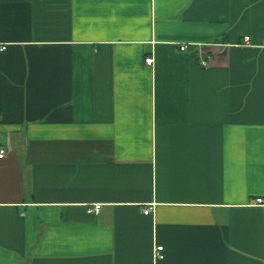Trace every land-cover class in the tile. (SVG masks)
Here are the masks:
<instances>
[{
  "label": "crops",
  "instance_id": "1",
  "mask_svg": "<svg viewBox=\"0 0 264 264\" xmlns=\"http://www.w3.org/2000/svg\"><path fill=\"white\" fill-rule=\"evenodd\" d=\"M0 146V264H264V0H0Z\"/></svg>",
  "mask_w": 264,
  "mask_h": 264
},
{
  "label": "built area",
  "instance_id": "2",
  "mask_svg": "<svg viewBox=\"0 0 264 264\" xmlns=\"http://www.w3.org/2000/svg\"><path fill=\"white\" fill-rule=\"evenodd\" d=\"M249 39H250L249 36H245V41L246 42H249ZM186 47L187 46L185 44H183V45L180 46V49L184 50V49H186ZM1 48L2 49L5 48V45H2ZM154 62H155V58H154L153 55H148L145 58V63L147 65L152 66V65H154ZM6 154H7V148H5L4 146H0V158L5 157ZM255 203L264 206V197H258V198H256ZM101 207H102V204L101 203H99V202L94 203L91 206H88V212H90V213L99 212L100 209H101ZM153 209H154L153 204H149L148 206H146L144 208L143 211H144L145 214H149V213L153 212ZM154 257L156 259L164 258V246H162V245L155 246V248H154Z\"/></svg>",
  "mask_w": 264,
  "mask_h": 264
}]
</instances>
